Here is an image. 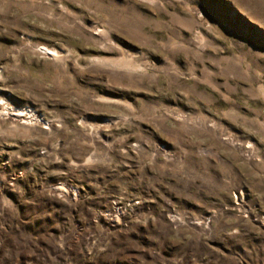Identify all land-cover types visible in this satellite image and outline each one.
<instances>
[{
  "label": "rangeland",
  "instance_id": "1",
  "mask_svg": "<svg viewBox=\"0 0 264 264\" xmlns=\"http://www.w3.org/2000/svg\"><path fill=\"white\" fill-rule=\"evenodd\" d=\"M0 264H264V0H0Z\"/></svg>",
  "mask_w": 264,
  "mask_h": 264
},
{
  "label": "bare ground",
  "instance_id": "2",
  "mask_svg": "<svg viewBox=\"0 0 264 264\" xmlns=\"http://www.w3.org/2000/svg\"><path fill=\"white\" fill-rule=\"evenodd\" d=\"M6 105V104H5ZM4 109H10V110H12V112H15L16 114H22V113H25L24 112V110L23 109H20V108H13V107H11V108H9V107H4ZM26 114V113H25Z\"/></svg>",
  "mask_w": 264,
  "mask_h": 264
}]
</instances>
